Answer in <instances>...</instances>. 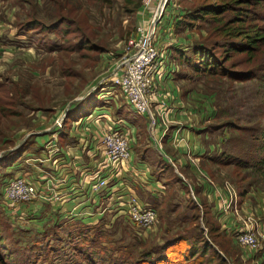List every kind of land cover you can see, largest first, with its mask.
I'll list each match as a JSON object with an SVG mask.
<instances>
[{
    "label": "rangeland",
    "instance_id": "374dc122",
    "mask_svg": "<svg viewBox=\"0 0 264 264\" xmlns=\"http://www.w3.org/2000/svg\"><path fill=\"white\" fill-rule=\"evenodd\" d=\"M34 1L37 6L36 19L47 26L52 25L55 4H51V0ZM70 1L81 7V19L89 26L90 33H80L73 27L46 34L41 31L20 32L17 26L30 19L27 15L30 12L29 4L22 8L20 0H0V110L1 107L6 109L5 113L0 112V161L5 154L14 152L25 144L33 145V149L26 152L14 166L0 168V175L3 176L0 178V202L13 226L15 238L22 245L41 241L43 245L49 244L52 249L61 245L59 239L69 240L67 236L72 228L77 230L82 228L80 225H100L117 247L125 249L132 256H138L173 237L200 228L210 244L226 255L227 264H264L262 252H254L236 239L237 232L246 230L248 226L255 228L256 233L258 231L263 234L262 172L251 166L233 168L211 161L225 152L234 153L233 158L244 155L253 161L261 154L264 136V85L258 78H251L250 72L255 69L257 73H263L259 68L264 65L260 66L258 63L264 61V47L259 58L252 59L248 54L234 53L225 62V50L215 48L214 43L225 42L227 38L215 31L216 26L210 22L211 18L193 25L187 22L177 24L193 4L205 0H169L156 39L160 51L165 52L168 62L173 66L160 83L159 92L157 87L158 96L156 92L151 97L152 108L159 123L153 127L149 118L141 116L147 127L143 130L138 127L139 124L133 123L138 114L128 105L114 79L121 74L122 64L129 56L132 38L137 35L140 27H148L153 20V9H145L141 3L140 9L131 14L124 11L122 0H113L111 5L93 0ZM159 2L157 0L156 6ZM252 11L256 15L262 14L264 8L262 5L257 9L252 7L250 12ZM231 16V13L225 15L227 19ZM249 23L263 26L262 21L254 20ZM202 45L209 46L212 53L225 62L231 76L221 72L208 75L194 72L186 59L192 57L195 47ZM2 87L4 88L1 89ZM14 88L17 89L15 105L9 106L3 92ZM108 92H112L108 96V105L113 108L114 114L123 113V117L132 124L126 120L127 126L136 127L139 135L134 146L137 160L141 161L144 150L152 147L187 183L189 191L177 186L174 192L172 188L165 186L163 178L153 174L156 178H153L156 181L154 187L156 184L161 187L157 186L153 193L146 189L149 194L142 191L144 196L142 193L134 194L158 213L154 229L151 232L143 231L128 213L116 206L120 196L111 191L121 178L120 175L117 177L113 174L115 170L111 164L106 165L105 169H99L102 163L106 164L103 153V157L98 158H101V164L96 165L98 168L95 167L99 169L95 179L105 178L108 184L95 194L106 197L99 204L93 205V210L88 213L89 217L60 216L51 204L36 212L37 208L34 206L37 202L8 206L4 196L7 183L16 176L26 178V161L35 157L31 154L38 153V144L50 139L46 134L68 136L86 130L85 124L83 125L86 117L84 120L79 118L85 115L88 117L97 104L94 115L102 113V109L106 107L99 106L105 103L99 96ZM176 97L180 101L174 106L170 103ZM171 110L181 115L180 123L168 117ZM61 119L63 126L58 128L57 122ZM71 120L73 121L70 122ZM182 130L201 131L202 142L209 148L206 153H210L208 158L205 156L199 160L196 157H186L192 167L191 171L182 168L170 156L174 154V150H178V143L185 140L182 136L177 138ZM161 136L165 137L161 139ZM150 137L153 138L151 142ZM168 137H173L174 147L165 141ZM174 141L178 143L175 144ZM195 187L201 189L199 191L211 211H214L215 206H220L223 213H232L230 224L233 225L222 228V220L219 221L220 218L217 219L218 215L215 213L204 216L203 212L200 214L192 211V204L198 203V189ZM193 216L200 219L193 221ZM187 248L186 243H181L174 249L185 251ZM51 257L52 255L49 259ZM57 257L58 254L53 257L56 258L54 264H60ZM178 259L182 264H188L182 257L179 256ZM206 260L203 264H209Z\"/></svg>",
    "mask_w": 264,
    "mask_h": 264
},
{
    "label": "trees",
    "instance_id": "16d2710c",
    "mask_svg": "<svg viewBox=\"0 0 264 264\" xmlns=\"http://www.w3.org/2000/svg\"><path fill=\"white\" fill-rule=\"evenodd\" d=\"M99 3L112 4L113 0H93ZM123 9L127 13H136L140 7L142 0H122ZM35 2V1H34ZM33 0H20L22 8L25 4H29L30 12L27 14L30 19H27L18 25L20 32L29 33L30 31H41L43 34L60 31L62 29L76 28L80 33H90V28L81 19L80 6H75L70 0H51V4H55L54 21L52 25H45L36 19L37 6ZM102 4V5H103ZM101 5V6H102ZM264 8V0H205L200 3H195L185 11L182 15V21L189 24L195 22L207 21L215 23V31L222 37H226L227 41L214 43L215 48H223L225 50V62L231 58V54L245 53L250 55L252 59L259 58L261 50L264 47V13L254 14L250 12V8ZM35 6V7H34ZM246 11L248 13H246ZM231 13L232 16L227 19L226 14ZM262 21L263 26L253 25L251 22ZM237 25V26H235ZM192 57L186 59L194 72L199 75L218 74L222 73L231 76V71L227 68L222 59L214 55L212 50L207 45L195 47L192 51ZM182 57H184L182 55ZM260 66L264 65V61L258 63ZM260 72L257 73L255 69L250 72L251 78H258L264 85V66L259 68ZM2 87L1 89H3ZM6 96L4 98L6 103L10 106L15 105V98L17 89L14 88L9 91L3 92ZM11 94V96H9ZM5 103V102H4ZM95 106L93 107V109ZM6 111L1 107L0 112ZM93 111V110H92ZM90 115V114H89ZM124 114L122 113V116ZM87 117L82 116L79 120ZM128 118V117H127ZM69 119V117L67 118ZM66 119V120H67ZM129 119V118H128ZM71 120L70 122H72ZM134 121V120H133ZM139 128L147 129L144 119L138 115L136 122ZM147 132V131H146ZM61 134V133H60ZM60 138L65 139V134L60 135ZM260 155L256 161L247 159L244 155L241 157L233 158L234 153L225 152L220 156H215L211 161L221 166H232L233 168H246L248 166L260 170L264 176V136L262 140ZM33 145L25 144L18 150L5 154L0 161V168H10L14 166L20 158L32 150ZM38 152V151H37ZM227 154V155H226ZM239 154V153H238ZM144 158L141 160L147 162L151 167V171L158 178H163L165 186L172 188L175 192L177 186L188 189L187 183L174 171V168L164 159V157L152 147H147L143 152ZM236 161V162H234ZM5 176V175H4ZM3 176L0 175V178ZM196 188V187H195ZM198 188H196L197 190ZM186 190V192H187ZM201 189H198V203L192 204L191 210L203 215L212 216V211L207 205V201L201 194ZM1 196V195H0ZM200 200V202H199ZM212 218V217H211ZM200 218L197 216L192 218L193 221H198ZM71 224H74L71 222ZM75 225V224H74ZM79 226V225H76ZM75 227V226H73ZM81 229H71L67 238L68 241L59 239L61 245L53 247L50 245H43L41 241H34L26 245H22L21 241L15 238L13 226L6 216L0 202V264H54L53 259L56 254L60 259V264H182L178 257H182L188 264H227L226 255L219 252L215 245L210 244L205 237L202 230L196 229L190 233L180 234L177 237L171 238L169 241L161 245H157L151 250H147L132 256L125 249L117 247L115 242L109 239L108 232L100 227V225L87 226L80 225ZM84 227V228H83ZM215 232V230H214ZM181 243H186L188 248L183 251L174 249L175 246ZM178 250V251H177ZM52 255V259L49 257ZM178 256V257H177ZM178 259V260H177Z\"/></svg>",
    "mask_w": 264,
    "mask_h": 264
},
{
    "label": "crops",
    "instance_id": "0c3cea01",
    "mask_svg": "<svg viewBox=\"0 0 264 264\" xmlns=\"http://www.w3.org/2000/svg\"><path fill=\"white\" fill-rule=\"evenodd\" d=\"M111 93L100 94L99 98L105 103L99 106L106 107V109H102V113L98 115H94L95 108L93 109L91 114L86 117L85 123H83V125L85 124L84 127L86 126V130L81 131L82 133L76 132L77 135L69 134L65 139H61L57 133L46 134L49 135L50 139L41 145L38 144V153L31 154L35 157L26 161V168L28 169L26 179L37 185L41 195L37 205L34 206L37 208L35 209L36 212H40L41 208H44L43 206L51 204L56 209L55 211L59 212L60 216L65 214L69 218L89 217L88 213L93 210V205L99 204L106 197L102 196V194H95L92 189V185L99 180L98 178L95 179L99 174L97 170L105 169L106 167L105 163L101 164V158L98 159L103 157V134L107 127L122 126L126 129L127 126V119L122 115L114 114L113 108L110 107V104L108 105L110 101L108 96ZM171 101L173 103L170 104L175 106L176 103H179L180 98L176 97ZM170 104L168 105L171 106ZM97 106L98 104L95 105V107ZM168 117L172 121L180 123L181 115L175 111L171 110ZM130 125H132L131 122ZM134 127L130 128L128 126L129 134L133 141L132 169L120 176L121 179H118L111 191L113 194L123 197V200L130 194L142 193L144 196L143 192H146V189L153 193L158 186L157 184L155 187L153 185L156 181H153L155 177L149 164L142 160H137L134 146L136 144L135 139L137 138V141L139 135L136 132V127ZM200 132L198 130H182L177 138H180V136L184 137V142L178 143L174 141L176 142L175 144L178 143V150H174V154L170 156L178 164H181L185 170L191 171L190 169H192L186 159L187 156L201 160L205 156L208 158L210 155V153L206 154L209 148L206 147L207 144H204V141L202 142ZM78 133L80 134L78 135ZM173 136L175 137V135ZM164 137L161 136L160 138ZM172 138L168 137L165 141L169 142L168 144L171 147H174ZM151 141H153V138L150 137ZM51 148H56V151L50 153ZM30 161L33 163L28 164ZM100 164L101 166H99ZM96 165L99 166V169H97L98 166ZM155 194L156 192L153 195ZM140 200L146 205L145 201ZM213 210L212 212L218 215L217 219L220 218L218 220H222L220 221L222 228L226 225L228 227L232 223L230 222L232 213H223L224 211L220 206H215Z\"/></svg>",
    "mask_w": 264,
    "mask_h": 264
},
{
    "label": "built area",
    "instance_id": "2783aa9c",
    "mask_svg": "<svg viewBox=\"0 0 264 264\" xmlns=\"http://www.w3.org/2000/svg\"><path fill=\"white\" fill-rule=\"evenodd\" d=\"M156 2L157 0H142L143 8L153 9L154 18L148 27H140L137 35L132 38L129 56L122 64L121 74L114 79L131 109L138 115L149 118L150 125L153 127H156L159 122L152 108L151 97L156 95L157 87L159 92L160 83L167 77L168 69L173 66L168 62L165 52L160 51L159 42L156 39L169 0H160L157 6ZM57 126L62 128V119L57 122ZM55 149L51 148L50 153L56 151ZM103 153L106 165L111 164L114 167L113 174L117 177L123 176L132 169L133 141L128 126L126 129L122 126L105 129ZM98 179L92 185L94 193L103 190L108 184L105 178ZM4 196L8 206L31 205L41 198L37 185L21 176H16L7 183ZM116 206L119 210L128 213L137 227L143 231L151 232L158 221L157 211L144 205L137 195H127L124 200L120 197L116 201ZM236 239L242 246L257 253L262 252L264 256V231L263 234L258 231L256 233L255 228L248 226L246 230L237 232Z\"/></svg>",
    "mask_w": 264,
    "mask_h": 264
}]
</instances>
